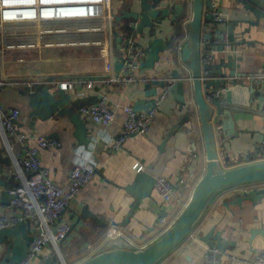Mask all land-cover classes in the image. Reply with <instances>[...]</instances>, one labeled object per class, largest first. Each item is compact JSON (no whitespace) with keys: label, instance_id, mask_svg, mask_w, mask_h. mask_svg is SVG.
<instances>
[{"label":"crops","instance_id":"1","mask_svg":"<svg viewBox=\"0 0 264 264\" xmlns=\"http://www.w3.org/2000/svg\"><path fill=\"white\" fill-rule=\"evenodd\" d=\"M177 1L185 5L184 13L177 21V25L172 27L169 25L170 21L167 20L162 31L158 30L159 35L164 39H172L176 34L172 39L174 52L172 50L162 52L161 60L155 64L154 68L140 70L144 76L166 78L174 69L184 70V66L179 62L178 50L188 36L186 25L192 18L193 0ZM130 2L131 0H113L115 18L112 22H88L79 19L63 21L60 26L66 28V32L56 36L54 42L48 47L44 45L47 43L46 38L42 42H36V48H29L31 54L28 50L21 54L25 59L23 62L17 61L14 57L8 59L2 55L0 80L38 78L46 81L53 77L59 82L79 78L95 82L101 81L105 77V61L109 60L113 53H118L121 49L120 45L123 46L128 38L126 32L120 30L116 35L115 30L119 31V27L130 26L131 23L137 22L133 20L116 22V17L123 10L129 9ZM213 3L226 16L227 21L222 25L225 31L229 30L231 23L248 19L244 15L243 4L238 0H213ZM250 19L253 20L255 17L252 16ZM97 22L100 27L97 26ZM213 26L214 24H204L205 30L213 28ZM137 28L138 26L135 29L130 28V35L137 43L147 45L149 29H145L147 33L140 34ZM245 28H250V32H243L242 30ZM177 29L178 32L180 31L179 36ZM20 35L22 38H19V41L14 36L11 37V44L17 45L32 39L27 32ZM214 38L202 41L201 46L205 47L203 51L205 58L211 53ZM14 45H11L8 50L14 51ZM103 50H105L104 53H102ZM230 54H233L236 65H241L240 68H237L238 72L259 74L257 77L260 80L259 97L256 98L255 107L264 112V82L260 79V76H264V18L260 19L259 26L246 22L238 23L235 26V43L229 50L226 48L220 51L217 48V51L212 54L211 64L214 65V68L223 67V63ZM244 81L249 84L250 79L247 78ZM189 87L191 97L193 91L190 83ZM239 88L242 91L236 89L237 94L234 97L237 98V101L238 99L244 101V97H247V90L244 87ZM160 92L161 89H159ZM67 93L70 97L69 106L74 100L88 102L85 104L88 105L94 99L97 100L98 96L106 95L109 105L115 109V120L106 127L86 120L80 114V109L77 110L87 126V137L90 139L88 145L81 146L78 143L75 137L76 127L68 116H53L48 120L37 119L32 123L26 110L27 106L22 100L19 101L21 95L17 86L13 87L7 84L0 88V108L19 110L20 116L17 125L20 129L33 131L47 137H56L61 141L60 148H45L40 153L42 165L49 169L51 178L59 185L67 187L69 174L75 164L73 161L77 149L90 151L94 158L95 175L92 182L79 191L60 219L61 222H67L72 227L67 239L59 245V251H56L52 245L47 246L33 264H43L44 260L52 258L58 252H60L62 261L64 260L67 264H75L95 253L113 233L121 234L139 247L149 244L160 236L179 215L189 201L195 185L206 171L203 135L201 127L197 123L193 131L190 130L189 135L177 133L176 146L179 151L176 152L175 158L168 163L164 172L165 176L174 182L180 178L189 180L191 187L185 190L177 188L173 199L165 206L167 215L161 217V219L165 218L164 223L157 225L159 213L163 208L160 204L161 198L154 191L155 200H143L141 209L136 210L126 223V217L134 201L133 195L126 190V187L133 183L143 164H148L156 158L158 145L164 139V132L170 127L171 118L176 119L172 114L176 107L174 96L172 94L162 102L148 133L133 136L125 142L122 151L115 152L102 141H97V138L102 133L114 138L120 136L126 118L123 107L126 105L134 107L139 100L148 98L145 96L144 84L121 87L100 82L95 84L94 88L76 86L67 90ZM150 99L148 98V100ZM235 124L237 126L233 128V131L239 128V135L232 136L221 149L224 167L229 168L264 160V155L260 154L258 149L263 136L264 116L237 114ZM194 152L199 156L197 167L193 163L196 161L190 156ZM0 154L3 158L8 157L1 135ZM0 167L5 171L8 170L5 164H0ZM15 182L18 181L12 175L8 178L7 184ZM259 187H264V184ZM240 194L239 189H233L217 196L192 234L158 264H203L206 246L210 245L203 238L211 230L221 232L224 239L234 242L220 253V259L224 264H254L253 256L264 249V237L259 231L264 229V199H259L257 204L251 201H245L241 205L233 203ZM4 208L8 215L21 214L20 210L7 205ZM86 209L94 214L95 218L101 220L103 225L96 223L90 217H82ZM112 223L116 225H111ZM253 231H255L254 234H252ZM6 240L8 243L12 237ZM5 252L6 243L0 244V262ZM56 264H62V262L58 260Z\"/></svg>","mask_w":264,"mask_h":264},{"label":"water","instance_id":"2","mask_svg":"<svg viewBox=\"0 0 264 264\" xmlns=\"http://www.w3.org/2000/svg\"><path fill=\"white\" fill-rule=\"evenodd\" d=\"M238 1L243 4V12L248 19L239 20V22L229 25L227 31L231 45L235 43V26L238 23L246 22L250 25L259 26L260 19L264 18V0ZM130 3L129 9L123 10L116 17V22L137 21V31L140 34L147 33L145 29H149L147 33L149 51L141 64V69H152L157 62H160L162 52L167 50L174 52L172 39L176 34L173 35L172 39H164L159 35L158 30L162 31L167 20L170 21V26H176L177 21L184 13L185 5L177 0H131ZM214 7L213 0H193L192 18L186 25L188 36L178 50L179 62L184 66V70L174 69L168 77L144 85L145 96L151 98L152 103L155 102L159 89L162 90L171 85V91L176 102L172 114L176 119L171 118L170 127L164 132V139L158 145L156 158L148 164H143L133 183L126 187V190L134 197L131 210L126 217V223L136 210L141 209L143 200L154 199L153 188L156 179L165 175L164 172L168 163L175 158L176 152L179 151L176 146L177 133L189 135L190 130L193 131L197 123L201 127L204 142L206 164L204 175L195 185L189 201L179 215L155 240L139 247L121 234L113 233L108 236L104 244L95 253L75 264H158L192 234L213 201L223 192L242 186L248 187L247 192L240 194L234 200L233 203L238 205L245 201L257 204L259 199H264V187H259L264 184V160L229 168L223 165L222 147L232 136L239 135V128L233 131V128L237 126L235 124L236 115L264 116V112L255 107L256 98L259 97L260 80L257 78L259 74L238 72L237 68H240L241 65H236L233 54L228 55L223 67L214 68L213 64L204 63L203 51L205 47L201 46L202 41L211 39L213 34L221 39L225 30L216 25ZM252 16L255 19H250ZM204 24H214L213 28L216 26V30L213 28L205 30ZM126 27L129 29L128 25ZM242 31L249 33L250 28H245ZM115 34L118 35L119 31L115 30ZM217 48L223 51L224 45L219 44ZM122 66L121 58L115 62L116 71H120ZM247 78L250 79L249 84L244 81ZM189 83L193 91L191 97ZM239 87H244L247 90V97H244V101L239 99L237 101V98L234 97L237 94L236 89L242 91ZM17 88L21 95L19 101L22 100L27 106L26 110L32 123L37 119L48 120L53 116H68L76 127L75 137L78 143L80 145L89 144L90 139L87 137L86 123L77 112L88 102L74 100L69 106L70 97L67 90L60 87L52 89L54 88L53 77L38 84ZM148 98L139 100L134 105L135 111L148 108L150 105ZM95 102L94 99L88 105ZM190 156L196 161L193 163L197 167L196 163H198L199 156L196 152L191 153ZM0 164H5L8 167L7 171L0 167V214L4 215L6 213L4 206L10 205L16 197L12 191L18 183L7 184L8 178L14 175L9 155L3 158L0 154ZM165 215L167 212L162 209L159 217ZM85 216L103 225V222L95 218L94 214L88 212L87 209L82 217ZM111 225L116 224L112 223ZM259 231L264 237V229ZM254 233L255 231L252 232V234ZM9 237H12V240L7 243L6 239ZM32 240L30 220H24L15 226L0 229V244L6 243V252L0 264H18L27 254ZM203 240L215 245L220 253L226 250L228 245L234 244L233 241L224 239L221 232L214 230L206 234ZM58 260L62 264H67L60 258V252L52 258L44 260L43 264H56Z\"/></svg>","mask_w":264,"mask_h":264},{"label":"built area","instance_id":"3","mask_svg":"<svg viewBox=\"0 0 264 264\" xmlns=\"http://www.w3.org/2000/svg\"><path fill=\"white\" fill-rule=\"evenodd\" d=\"M114 9L113 0H0V35L8 26L22 24L28 27L30 25L36 28L35 33L26 31L32 39L21 42L19 45L36 48V42L46 38L47 43L44 45L48 47L54 42L56 36L66 32V28L60 26L63 21L79 19L88 22H112L115 18ZM213 12L216 25L222 27L227 21L226 16L217 7H214ZM137 26L138 23L133 22L129 29H135ZM213 30H216V26ZM213 37H215V45H213L210 55L204 57V63H211L212 54L217 51L219 44L224 45V50L226 48L229 50L232 46L227 30L222 33L221 39L217 38L216 34H213ZM18 39L16 38L17 41H19ZM120 46L121 49L118 53H113L110 59L105 61V77L101 81L95 82L85 78L61 82L54 80V88L52 89L60 87L64 90H71L76 86L94 88L95 84L100 82L127 87L145 85L163 79L144 76L140 72L142 70L141 64L149 51V44L141 45L134 40L132 35H129L125 44ZM104 52L105 50L102 53ZM2 55L3 52L0 50V59ZM121 58L123 66L120 71H116L115 62ZM260 77L261 81L264 82V76ZM43 81L38 78L0 80V88L7 84L13 87H21ZM172 94L171 85H168L157 95L154 103H152V99L149 100L150 105L146 109L135 111L133 106H124L126 118L120 136L114 138L102 133L99 134L97 141H102L112 151H122L128 139L148 133L162 102ZM80 114L86 120L105 127L110 125L116 117L115 109L109 105L106 95L98 96L95 103L81 107ZM19 116L20 112L16 108L5 110L0 108V135L11 159L14 177L18 181V185L12 191L16 197L8 206L21 212L20 215L0 214V229L15 226L24 220H30L33 240L27 254L18 264H33L47 246L52 245L56 251L60 250V243L67 239L72 229L69 223L61 222L60 219L79 191L92 182L95 169L94 162L87 164L86 167L75 163L69 174L67 187L59 185L51 178L49 169L42 165L40 153L45 148H60L62 146L61 141L56 137H47L33 131L20 129L17 125ZM262 134L258 149L260 154L264 155V129ZM190 187L189 180L180 178L174 182L164 175L156 179L153 191L161 198V208L165 209L166 204L174 197L177 188L185 190ZM237 189L242 194L247 192L249 188L242 186ZM158 220L157 225L165 222V218L159 217ZM252 261L254 264H264V249L254 255ZM203 264H224L220 259V250L215 245L206 246Z\"/></svg>","mask_w":264,"mask_h":264},{"label":"rangeland","instance_id":"4","mask_svg":"<svg viewBox=\"0 0 264 264\" xmlns=\"http://www.w3.org/2000/svg\"><path fill=\"white\" fill-rule=\"evenodd\" d=\"M97 26L100 27L99 22H97ZM26 31L35 33L36 28H34L30 25L27 27L26 25H22V24H19L16 26H8L5 29L4 33L2 35H0V50L3 52V55H5L6 58L10 59V58L14 57L15 59H17V61L23 62V61H25V59L23 56H21V54L27 52V50L29 51V54L32 53L31 49H29L28 47L21 46L19 44H17V46H15L14 51L8 50V48L11 45L10 38L13 36L15 38H22V35H20V34L26 32ZM32 37H37V36H32ZM39 42H42V41L40 40ZM24 48H26V49H24ZM13 52L15 54H11ZM9 54H11V55H9Z\"/></svg>","mask_w":264,"mask_h":264},{"label":"clouds","instance_id":"5","mask_svg":"<svg viewBox=\"0 0 264 264\" xmlns=\"http://www.w3.org/2000/svg\"><path fill=\"white\" fill-rule=\"evenodd\" d=\"M74 163L86 167L87 164L93 163L92 153L84 149H77L75 153Z\"/></svg>","mask_w":264,"mask_h":264},{"label":"trees","instance_id":"6","mask_svg":"<svg viewBox=\"0 0 264 264\" xmlns=\"http://www.w3.org/2000/svg\"><path fill=\"white\" fill-rule=\"evenodd\" d=\"M122 27H123V28H122ZM122 27H119V32H120V30H121L122 32H126V35L129 36V35L131 34V33L129 32L130 30L127 29L126 25H123ZM177 35H178V36L180 35V31L178 32V29H177ZM213 45H215V43H214Z\"/></svg>","mask_w":264,"mask_h":264}]
</instances>
